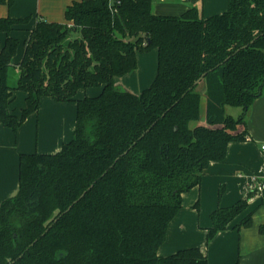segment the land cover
<instances>
[{"label": "trees", "instance_id": "1", "mask_svg": "<svg viewBox=\"0 0 264 264\" xmlns=\"http://www.w3.org/2000/svg\"><path fill=\"white\" fill-rule=\"evenodd\" d=\"M153 4L80 0L64 23L38 17L15 85L20 41L11 33L29 18H0V123L16 133L43 97L77 107L74 137L59 152L20 155L19 192L0 202V264H211L199 247L158 250L183 194L231 143L247 140L246 118L264 88V0H229L208 18L196 7L156 15ZM155 49L147 89L115 83L138 68V53ZM94 88L98 95L78 97ZM17 91L26 94L20 116L10 110ZM229 107L242 112L234 117ZM256 193L212 213L207 243ZM252 224L249 214L240 226Z\"/></svg>", "mask_w": 264, "mask_h": 264}, {"label": "crops", "instance_id": "2", "mask_svg": "<svg viewBox=\"0 0 264 264\" xmlns=\"http://www.w3.org/2000/svg\"><path fill=\"white\" fill-rule=\"evenodd\" d=\"M42 1L14 0L11 7L0 4V18L31 19L11 33L20 41L13 59L15 65L22 60L25 42L38 17L64 23L67 6L80 0H53L50 4L52 12L41 9ZM228 6L229 0H154L153 12L160 16H182L196 7L208 18L225 13ZM34 13L36 18L33 20ZM5 40L6 34L0 33V41ZM137 59L138 68L115 78V83L140 94L156 77L158 52L155 49L151 54L138 53ZM94 89L85 93L92 90L94 94ZM78 97L82 98L81 91ZM25 105L26 94L15 92L10 110L20 116ZM76 116V103H61L43 97L38 113L30 115L16 133L0 123V201L18 187L20 155L59 152L74 137ZM246 122L247 140L231 143L226 159L212 162L204 171L201 184L183 194V207L168 226L166 241L158 250L160 256L199 247L211 264H234L237 261L240 264H264V151L260 147L264 143V88L263 94L251 105ZM221 188L224 191L222 196L219 195ZM253 189L257 193L247 211L229 229L220 231L207 243V231L213 225L212 213L218 208L233 206ZM249 214H252V226L241 227L242 220Z\"/></svg>", "mask_w": 264, "mask_h": 264}, {"label": "rangeland", "instance_id": "3", "mask_svg": "<svg viewBox=\"0 0 264 264\" xmlns=\"http://www.w3.org/2000/svg\"><path fill=\"white\" fill-rule=\"evenodd\" d=\"M52 1L53 0H43L42 1V6H41V9L43 10V11H45V12H52L51 10H50V4L52 3ZM36 18V14L34 13L33 14V20ZM64 19V18H63ZM31 19H29V21H30ZM154 50H152V51H150V52H148L149 54H151L152 52H153ZM145 54H147V53H145ZM13 65H12V67H11V69H10V74H9V82H10V84H12V85H15L16 84V82H17V77H18V67H17V65H15L14 63H12ZM95 90V92L96 93H92L93 91L92 90H90V91H88L87 93H85V91H81V94H82V98H85V97H94V96H96V95H98L99 94V90H97V89H94ZM97 90V91H96ZM81 98V99H82ZM241 112H242V109L241 108H231V107H229L228 108V113L230 114V115H232V116H234V117H238L240 114H241ZM248 120V115H247V118H246V121ZM36 151V150H35Z\"/></svg>", "mask_w": 264, "mask_h": 264}, {"label": "water", "instance_id": "4", "mask_svg": "<svg viewBox=\"0 0 264 264\" xmlns=\"http://www.w3.org/2000/svg\"><path fill=\"white\" fill-rule=\"evenodd\" d=\"M204 91V90H203ZM18 192H19V187H17L15 190H13L5 199H7V198H13V197H15L17 194H18ZM5 199H3V200H5ZM3 200H1V201H3ZM0 201V202H1ZM71 207H69V209H70ZM68 209V210H69ZM67 210V211H68Z\"/></svg>", "mask_w": 264, "mask_h": 264}, {"label": "built area", "instance_id": "5", "mask_svg": "<svg viewBox=\"0 0 264 264\" xmlns=\"http://www.w3.org/2000/svg\"><path fill=\"white\" fill-rule=\"evenodd\" d=\"M261 150L264 151V143L261 144Z\"/></svg>", "mask_w": 264, "mask_h": 264}]
</instances>
